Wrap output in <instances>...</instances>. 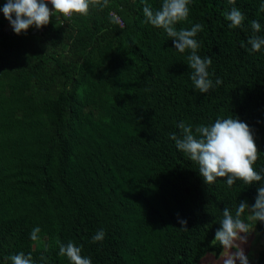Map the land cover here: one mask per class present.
<instances>
[{"label": "trees", "instance_id": "1", "mask_svg": "<svg viewBox=\"0 0 264 264\" xmlns=\"http://www.w3.org/2000/svg\"><path fill=\"white\" fill-rule=\"evenodd\" d=\"M145 3L155 11L162 0H109L41 33H6L0 18V264L20 252L33 264H70L58 241L92 264H197L223 251L212 244L223 209L255 203L259 184H205L170 134L181 121L238 117L253 130V167L264 175V49L247 45L252 20L264 36V0H235L247 32L228 28V0H191L190 23L176 27L203 26L198 54L222 80L205 94L190 79V53L145 22ZM242 219L263 231L247 212ZM101 229L105 239L93 243Z\"/></svg>", "mask_w": 264, "mask_h": 264}, {"label": "clouds", "instance_id": "2", "mask_svg": "<svg viewBox=\"0 0 264 264\" xmlns=\"http://www.w3.org/2000/svg\"><path fill=\"white\" fill-rule=\"evenodd\" d=\"M228 3L232 5L230 10L222 13L228 22V28H239L247 32L246 16L235 6V0H228ZM49 4L54 10L49 9ZM190 4L191 0H162L160 9L154 11L145 3L143 14L146 23L163 29L179 53H190L187 56V65L191 70L190 79L195 89L205 94L221 85L222 80L217 78L213 82L208 71L212 65L211 57L202 58L198 54L201 44L196 37L203 31V26L195 23L190 29L176 27L180 23H190ZM108 6L109 0H6L0 11L15 34L20 35L33 26L38 30L46 27L53 18L55 21L72 19L74 16L87 19L91 8ZM259 12H264V3L260 4ZM250 28L252 34L247 38V45L251 46V52H260L264 49V36L257 35L261 32V24L258 20H252ZM241 47H245L243 41ZM176 127L179 129V135L173 132L170 139L175 142L180 152L198 165L199 174L205 184H213L217 178H226L229 188L237 181L243 182L247 187L260 185L257 188L255 203L251 207L242 200L239 201L234 214L227 207L223 209L220 227L212 241L213 245L218 242L222 249L228 251L223 264H236L237 261L239 264H249L242 245L247 243V236L251 231L249 224L242 217L247 212L249 220L264 223V183H261L264 181V175L253 167L261 154L255 143L253 130L233 115L217 118L210 125L201 124L193 128V125L181 121ZM178 222L181 230H188L186 220L180 219ZM39 232V227L33 229V241L39 238ZM104 239L105 232L101 229L92 237V242H102ZM58 246L59 255L66 257L70 264H92L89 257L82 256V248L72 241L67 244L58 241ZM5 260H10L11 264H33L32 255H25L23 252L5 257Z\"/></svg>", "mask_w": 264, "mask_h": 264}, {"label": "rangeland", "instance_id": "3", "mask_svg": "<svg viewBox=\"0 0 264 264\" xmlns=\"http://www.w3.org/2000/svg\"><path fill=\"white\" fill-rule=\"evenodd\" d=\"M250 231L251 233L247 236V243L242 245V247L248 257L249 264H257L259 253L264 248V229L263 231H258L255 226H250ZM222 252L224 253L223 256L221 254L216 256L215 253H207L197 264H223V259L227 257L228 251L223 249ZM236 264H239V261Z\"/></svg>", "mask_w": 264, "mask_h": 264}, {"label": "built area", "instance_id": "4", "mask_svg": "<svg viewBox=\"0 0 264 264\" xmlns=\"http://www.w3.org/2000/svg\"><path fill=\"white\" fill-rule=\"evenodd\" d=\"M2 7H3V6H2ZM2 7H1L0 9H2ZM48 7H49L50 10H54L51 4H49ZM0 18H4V15H3V12H2V11H0ZM65 19H66V18H65ZM5 20H6V19H5ZM64 22H65L64 20H62V19L60 20V24H63ZM3 30H4V32H6V33H13V32H14L13 29L11 28L9 22H8L7 20H6V23H5V25H4ZM30 30H32V32H38V33H41V32H42V29H39V30H38V29H36L34 26L31 27Z\"/></svg>", "mask_w": 264, "mask_h": 264}, {"label": "crops", "instance_id": "5", "mask_svg": "<svg viewBox=\"0 0 264 264\" xmlns=\"http://www.w3.org/2000/svg\"><path fill=\"white\" fill-rule=\"evenodd\" d=\"M5 2L6 0H0V8L4 5Z\"/></svg>", "mask_w": 264, "mask_h": 264}]
</instances>
